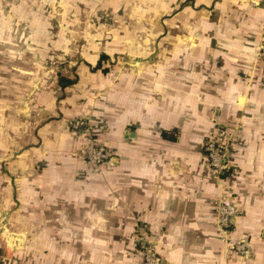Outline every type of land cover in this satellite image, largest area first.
Listing matches in <instances>:
<instances>
[{"label": "crops", "instance_id": "0c3cea01", "mask_svg": "<svg viewBox=\"0 0 264 264\" xmlns=\"http://www.w3.org/2000/svg\"><path fill=\"white\" fill-rule=\"evenodd\" d=\"M63 30L97 31L64 52V85ZM263 30L264 0H0L2 264H140L148 245L163 264H264ZM233 124L217 176L202 143ZM88 129L113 167L74 155ZM224 198L247 260L217 230Z\"/></svg>", "mask_w": 264, "mask_h": 264}, {"label": "built area", "instance_id": "2783aa9c", "mask_svg": "<svg viewBox=\"0 0 264 264\" xmlns=\"http://www.w3.org/2000/svg\"><path fill=\"white\" fill-rule=\"evenodd\" d=\"M264 32V30H263ZM256 60L264 62V39L261 40L255 52ZM86 134L83 146L74 154L78 156L83 165L88 169L98 171L102 166L113 167V150L104 143L99 142L93 133ZM234 130H226L220 127L213 138L208 139L203 146L205 163L211 171L217 175H225L229 170L228 157L231 155L232 142L235 139ZM216 227L220 232L221 240L230 245L238 256L247 260L251 257V247L243 238H228L230 222L236 217L237 209L232 200L220 199L214 208ZM140 264H163L161 258L152 246L144 249Z\"/></svg>", "mask_w": 264, "mask_h": 264}, {"label": "rangeland", "instance_id": "374dc122", "mask_svg": "<svg viewBox=\"0 0 264 264\" xmlns=\"http://www.w3.org/2000/svg\"><path fill=\"white\" fill-rule=\"evenodd\" d=\"M189 16H190L189 14L185 13L184 16L181 19H179V21H182V20L191 21V18H189ZM203 20H204V17H202V21ZM87 31H88L87 33H91L93 35L97 33V31H91V30H87ZM71 32H72L73 35L70 34L68 36V39L72 38V36H75L73 38V41L75 42V45L73 47H68V50L66 49V47L63 44H58V46L55 47V49H56V51L58 53V57H57V62L53 64V67H54V70L57 71V73H58V79H59V77H63L65 74L68 75V73L71 70L74 71V69H75V67L71 66L72 64L69 63L68 60H64L65 59L64 58V52L66 51V53H69L71 50L76 52L77 54L79 53V51L81 52V48H83L82 45H81L82 44V40H83L82 37H83L84 33L87 34L86 32H82V30H73V31H67V30L65 31V30H63V31H58V38H57L58 41H61V39L63 38L62 33H68L69 34ZM149 35L151 36L150 32L147 35L146 31H138V36H149ZM140 39H142V37H140ZM54 53H55V51H54ZM5 64L6 65H8V64L10 65V63H5ZM41 66H42V70H44L46 65H45L44 62H41ZM220 127L226 128V130H229V131L230 130H234L235 132H237V131L240 132L242 130V126L241 125L238 126V125L233 124L231 126L230 125H228V126H219V127L216 126L215 127L216 128L215 133L218 131V129ZM214 136H215V134L211 135L210 137H208V139L213 138ZM208 139H206L202 143V151H203V146H204L205 142L208 141ZM235 146H236V140L234 139V141L232 142L231 154H232L233 149H234ZM0 232H2V231L0 230ZM0 264H2V260L1 259H0Z\"/></svg>", "mask_w": 264, "mask_h": 264}, {"label": "trees", "instance_id": "16d2710c", "mask_svg": "<svg viewBox=\"0 0 264 264\" xmlns=\"http://www.w3.org/2000/svg\"><path fill=\"white\" fill-rule=\"evenodd\" d=\"M59 83L64 85V84H69L70 81L66 80L64 77H59Z\"/></svg>", "mask_w": 264, "mask_h": 264}]
</instances>
